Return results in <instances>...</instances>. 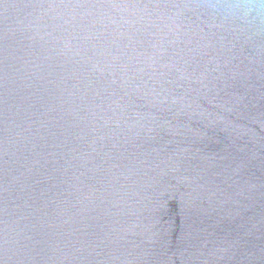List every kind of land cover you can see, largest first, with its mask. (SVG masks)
I'll return each instance as SVG.
<instances>
[{
    "label": "water",
    "instance_id": "obj_1",
    "mask_svg": "<svg viewBox=\"0 0 264 264\" xmlns=\"http://www.w3.org/2000/svg\"><path fill=\"white\" fill-rule=\"evenodd\" d=\"M0 264H264V0H0Z\"/></svg>",
    "mask_w": 264,
    "mask_h": 264
}]
</instances>
